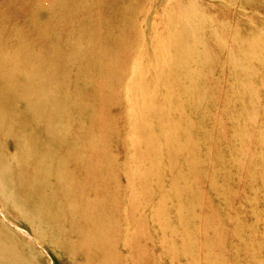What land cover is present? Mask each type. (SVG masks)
Masks as SVG:
<instances>
[{
  "label": "rangeland",
  "instance_id": "rangeland-1",
  "mask_svg": "<svg viewBox=\"0 0 264 264\" xmlns=\"http://www.w3.org/2000/svg\"><path fill=\"white\" fill-rule=\"evenodd\" d=\"M0 264H264V0H0Z\"/></svg>",
  "mask_w": 264,
  "mask_h": 264
}]
</instances>
